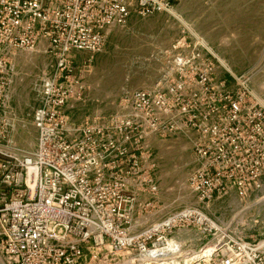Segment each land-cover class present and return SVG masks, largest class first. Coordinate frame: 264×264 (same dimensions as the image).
<instances>
[{"label": "built area", "instance_id": "built-area-1", "mask_svg": "<svg viewBox=\"0 0 264 264\" xmlns=\"http://www.w3.org/2000/svg\"><path fill=\"white\" fill-rule=\"evenodd\" d=\"M168 8L160 0H0V264H264V236L233 237L200 208L138 223L159 196L154 137L191 139L188 184L203 205L262 188L264 103L242 79L218 77L197 44L175 46L154 87L126 97L115 114L71 125L65 113L84 90L74 54L90 63L132 12ZM16 51L56 61L41 81L37 148L24 155L1 147ZM195 231L200 242L211 236L199 252L179 238Z\"/></svg>", "mask_w": 264, "mask_h": 264}, {"label": "rangeland", "instance_id": "rangeland-1", "mask_svg": "<svg viewBox=\"0 0 264 264\" xmlns=\"http://www.w3.org/2000/svg\"><path fill=\"white\" fill-rule=\"evenodd\" d=\"M160 1L169 6L168 11L145 17L132 12L126 25L108 31L103 50L90 63L89 54H74L75 72L84 90L81 100L66 107L71 125L100 121L115 114L132 93L152 89L166 69L169 54L183 42L187 49L197 44L211 55L218 77L232 85L235 76L242 79L264 103V0ZM55 67L53 57L41 52L10 54L2 109L5 151L24 155L37 148L34 114L40 105L41 81L54 74ZM150 144L159 196L154 209L139 216L140 227L185 208H200L219 230L233 237L253 241L264 236V176L260 191L244 195L233 191L206 206L188 184L196 166L191 139L184 134L154 137ZM179 238L191 242L189 250L199 252L211 236L200 242L202 235L195 231Z\"/></svg>", "mask_w": 264, "mask_h": 264}, {"label": "bare ground", "instance_id": "bare-ground-1", "mask_svg": "<svg viewBox=\"0 0 264 264\" xmlns=\"http://www.w3.org/2000/svg\"><path fill=\"white\" fill-rule=\"evenodd\" d=\"M210 251H211V248H207L206 250H204V252L206 253H210Z\"/></svg>", "mask_w": 264, "mask_h": 264}]
</instances>
